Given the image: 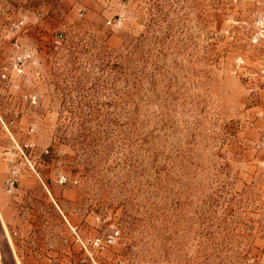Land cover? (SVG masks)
Segmentation results:
<instances>
[{"label":"rangeland","instance_id":"1","mask_svg":"<svg viewBox=\"0 0 264 264\" xmlns=\"http://www.w3.org/2000/svg\"><path fill=\"white\" fill-rule=\"evenodd\" d=\"M0 165V264H264V0H0Z\"/></svg>","mask_w":264,"mask_h":264},{"label":"built area","instance_id":"2","mask_svg":"<svg viewBox=\"0 0 264 264\" xmlns=\"http://www.w3.org/2000/svg\"><path fill=\"white\" fill-rule=\"evenodd\" d=\"M31 58V55L28 54L24 57H18L16 60V65H15V70L17 71V73L21 74L23 72L24 66H25V62ZM2 79H7V75L5 73H3L1 75ZM32 101L35 103L36 98L34 97L32 99ZM13 174H15V172H13ZM16 179L14 177H11L10 179H8L6 181V185L9 189H12L15 185Z\"/></svg>","mask_w":264,"mask_h":264},{"label":"crops","instance_id":"3","mask_svg":"<svg viewBox=\"0 0 264 264\" xmlns=\"http://www.w3.org/2000/svg\"><path fill=\"white\" fill-rule=\"evenodd\" d=\"M0 186L2 185V183H4V181L6 180V171H5V167L4 165H0Z\"/></svg>","mask_w":264,"mask_h":264}]
</instances>
